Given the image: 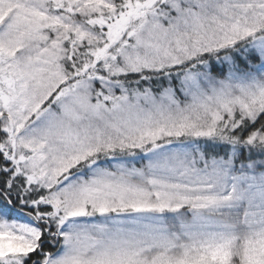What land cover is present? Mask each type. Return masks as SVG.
I'll return each instance as SVG.
<instances>
[{"label": "snow or ice", "instance_id": "1", "mask_svg": "<svg viewBox=\"0 0 264 264\" xmlns=\"http://www.w3.org/2000/svg\"><path fill=\"white\" fill-rule=\"evenodd\" d=\"M0 264H264V0H0Z\"/></svg>", "mask_w": 264, "mask_h": 264}]
</instances>
